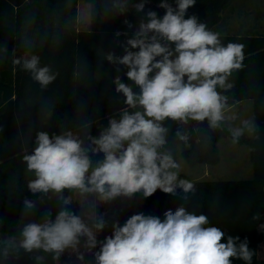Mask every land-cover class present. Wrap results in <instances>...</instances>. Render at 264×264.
Here are the masks:
<instances>
[{"label":"trees","instance_id":"trees-1","mask_svg":"<svg viewBox=\"0 0 264 264\" xmlns=\"http://www.w3.org/2000/svg\"><path fill=\"white\" fill-rule=\"evenodd\" d=\"M231 1L195 0L184 19L194 16L207 31L218 34L224 47L229 43L244 46L242 67L233 70L226 81L232 87L217 86L216 90L225 98L227 107L253 102V133H242L236 140L250 148L253 178L195 182L184 178L178 169H171L178 173V181L191 182L194 190L185 193L177 187L175 194H166L157 189L149 197L141 190L105 198L88 183L92 172L106 158L94 143L95 127L97 123L110 124L113 119L119 122L125 112L143 113L142 106L128 105L126 96L116 90L115 81L119 78L135 94L140 93L139 86L127 77L128 66L120 64L117 58L126 54L125 47L133 52L139 50L131 49L127 40L134 38L142 22L149 21V11L162 19L166 9L159 5L164 0H88L89 31L77 29L78 0H0V264H57L67 248L59 253L43 248L29 251L23 247V230L30 223H54L61 211L78 217V190H93L95 194V264L106 238L114 237V226L123 227L136 214L158 217L163 222L166 211L174 213L179 207L207 216L208 223L202 227H219L225 233L222 243H227L231 236L237 251L241 244H246L251 259L231 257V264H264V260L258 259V246L264 239V35L230 34L227 28L218 29L221 14ZM166 2L176 9L177 0ZM141 3L144 8L137 11L136 5ZM159 42L168 43L162 39ZM169 46L174 50V44ZM109 55L113 56L112 61L108 60ZM33 56L38 57V68L48 67L49 74L55 75L47 86H41L32 71L24 67ZM155 71L149 74L150 78ZM22 113H37L40 121L33 142L27 147L21 142L16 119ZM47 113L51 121L45 126ZM158 123L165 129V143L157 152L170 154L177 163L178 148L182 146V156L190 167L218 164V142L233 141L234 130L222 122L215 129L207 119H188L184 123L165 118ZM40 132L47 133L50 139L71 133L81 143L90 161L84 188H64L60 192H33L29 188L37 177L35 170L28 169L24 157L34 154ZM127 144L125 141V148ZM107 188L105 185L106 191ZM25 201L33 207H27ZM100 222L104 226L98 229Z\"/></svg>","mask_w":264,"mask_h":264},{"label":"clouds","instance_id":"clouds-1","mask_svg":"<svg viewBox=\"0 0 264 264\" xmlns=\"http://www.w3.org/2000/svg\"><path fill=\"white\" fill-rule=\"evenodd\" d=\"M194 3L195 0H177L174 9L164 0L159 5L166 9L162 19L149 11V21L142 22L134 38L127 40L131 49L139 50L133 52L125 47L126 54L117 58L120 64L128 66L127 77L139 86L140 93L135 94L119 78L115 81L116 90L126 96L128 105L135 107L138 103L144 111L132 115L125 112L119 122L110 120V127L94 141L106 158L92 172L88 183L105 198L141 190L145 197L157 189L166 194H175L177 187L185 193L194 190L191 182L178 181V173L171 171L179 168L171 155L157 152L165 143V129L158 122L165 118L184 123L188 119H207L211 128H218L225 119V98L216 88L232 87L226 83L228 76L242 67L244 59L242 44L229 43L224 47L218 34L207 31L194 16L184 19L186 10ZM143 8V3L136 5L137 11ZM161 39L168 43L162 45ZM169 44L175 45L174 50ZM108 60L112 61L113 56L109 55ZM37 65L38 57L33 56L24 67L32 71L41 86H47L55 75L49 74L48 67ZM154 70L157 71L150 78ZM241 134V129L234 130L233 141ZM37 145L34 154L24 157L28 169L35 170L37 177L29 184L33 192L85 187L90 161L71 133L50 139L47 133L40 132ZM25 204L33 207L29 201ZM164 216L161 222L158 217L136 214L123 227L114 226V237L106 238L97 255L98 264H231V257L251 259L246 244H241L237 251L231 236L227 243L221 242L225 233L219 227H202L208 223L203 214L195 215L179 207L174 213L166 211ZM103 226V222L96 225L98 229ZM77 235H87L90 246H95L94 235L81 220L61 211L54 223L26 225L23 247L59 253L74 244Z\"/></svg>","mask_w":264,"mask_h":264},{"label":"rangeland","instance_id":"rangeland-1","mask_svg":"<svg viewBox=\"0 0 264 264\" xmlns=\"http://www.w3.org/2000/svg\"><path fill=\"white\" fill-rule=\"evenodd\" d=\"M79 22L82 31L90 30V5L88 0H78ZM222 23L218 29L230 28V34L252 32L264 35V1L262 0H232L228 8L222 14ZM251 27V30L246 28ZM238 31V32H236ZM235 32V33H233ZM43 120L45 126L50 125V113ZM19 126L20 139L24 147L32 144L34 134L39 125L37 113L16 115ZM253 102L244 101L225 115L222 121L224 126L232 130L241 129L242 133L250 134L253 127ZM247 122V123H245ZM110 127V124H96V140ZM225 145L221 146L222 162L218 166L210 165V170L215 172L212 179L215 181L248 180L251 177V164L247 155V147H239L230 139H225ZM98 146V145H97ZM225 146V147H224ZM184 147L178 148V171L186 179H195L202 174L203 165L190 167L182 156ZM209 180V179H205ZM93 190H78L75 193V206L78 218L92 232L94 225ZM95 202V201H94ZM264 240V239H263ZM262 240V241H263ZM67 253L61 255L57 264H95V246H90L87 235H77L76 242L66 247Z\"/></svg>","mask_w":264,"mask_h":264},{"label":"crops","instance_id":"crops-1","mask_svg":"<svg viewBox=\"0 0 264 264\" xmlns=\"http://www.w3.org/2000/svg\"><path fill=\"white\" fill-rule=\"evenodd\" d=\"M78 22H79V6L77 5V29L80 31V27L78 26ZM228 31L231 32L230 28H227ZM246 30H251V27H248L245 29ZM82 31V30H81ZM237 32V31H236ZM232 33V32H231ZM235 33V32H233ZM260 34V33H259ZM239 105V104H238ZM237 107L236 106H233V107H227L225 106L224 108V116L230 112L231 110L235 109ZM253 122V121H252ZM223 123V122H222ZM224 125V124H223ZM253 133V127H252V130L250 132V134H247V133H244L248 136H251ZM225 139H221L219 142H218V148H219V154H220V161L218 164H216L215 166H218L219 164H221L222 162V150H221V146L222 145H225ZM239 147H244L246 146L247 147V155L249 156V160H250V164H251V177L253 178V165H252V161H251V152H250V148L247 146V145H239ZM225 147V146H224ZM177 164H178V158H177ZM200 165H203L205 166L202 171V174L200 176H196V178L193 180V179H190L191 181H195V182H216L214 179H212V177L214 176L213 174H215V172H212L210 170V165H207V164H200ZM199 165L195 166L194 168L198 167ZM213 175V176H212ZM250 178V179H252ZM205 179H209V180H205ZM248 179V180H250ZM95 199H93V214H94V225H93V232L95 233ZM260 228H262V224L259 226ZM260 230V229H259ZM81 236V235H80ZM258 259L259 260H264V240L259 244L258 246Z\"/></svg>","mask_w":264,"mask_h":264}]
</instances>
